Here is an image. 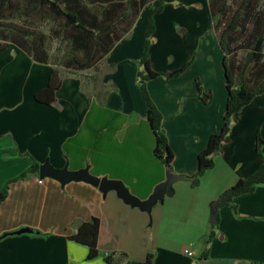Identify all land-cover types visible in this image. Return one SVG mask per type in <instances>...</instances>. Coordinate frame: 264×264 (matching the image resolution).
Returning a JSON list of instances; mask_svg holds the SVG:
<instances>
[{
	"label": "crops",
	"instance_id": "0c3cea01",
	"mask_svg": "<svg viewBox=\"0 0 264 264\" xmlns=\"http://www.w3.org/2000/svg\"><path fill=\"white\" fill-rule=\"evenodd\" d=\"M139 5L144 11L132 24L140 18V25L100 59L101 75H86L88 69L61 73L51 105L37 102L33 94L46 85L54 65L34 61L11 43L0 50V189L12 179L0 203V235L24 226L32 230L0 238V264H106V255L124 264L143 261L148 253L152 264H264V183L219 208L215 202L264 157V143L256 149L257 136L264 141V92L235 113L229 140L221 143L214 166L197 185L168 176L152 153L154 137L136 81L148 9L162 7L154 14L149 48L151 67L160 75L146 87L162 114L173 174H193L198 153L222 126L227 98L222 51L209 0ZM188 60L177 77L165 78ZM197 79L204 92H211L208 102L199 95ZM45 161L72 170L88 166L94 175L121 180L141 200L173 179L170 193L148 211L113 189L41 178L39 168L15 178L33 162ZM92 217L99 219V253L88 258V247L70 235Z\"/></svg>",
	"mask_w": 264,
	"mask_h": 264
},
{
	"label": "trees",
	"instance_id": "16d2710c",
	"mask_svg": "<svg viewBox=\"0 0 264 264\" xmlns=\"http://www.w3.org/2000/svg\"><path fill=\"white\" fill-rule=\"evenodd\" d=\"M35 4L34 8L40 9L45 7L53 17L57 18L62 23L63 32L65 33L67 43L70 47L69 59L65 62L67 68L81 71L91 67H95L96 63L111 49L114 43L126 33L120 30V24L134 21L137 17L141 3H135V0H89L91 3L104 4V8L98 11L91 8L85 3V0H29ZM211 6L210 12L214 23V28L217 34L220 49L222 51V66L224 67V79L227 89L226 106L223 113V123L218 132L211 133L208 137L206 146L198 153L197 169L191 174H173L171 169V161L173 159V151L169 145L168 138L164 129L161 126L162 114L155 102L149 95L146 87V82L160 74L152 69L150 64L149 48L152 43V34L156 26L154 14L160 12L162 7L149 8L144 29V44L141 56L138 60V69L136 72V81L140 92L146 103L147 121L151 128L154 137V146L152 149L153 155L162 161L168 169V176L173 175V178L189 179L194 185L200 181V176L204 172L214 166V157L221 151V143L228 141L232 124L235 121V113L241 110L248 104L252 98L264 92V65L261 63L262 51L256 50L258 44L248 49L242 64H235L233 57L230 54L233 49V44L237 37L245 31L243 20L247 16L249 9L248 1L242 0L236 12L232 16L231 22L227 23L223 28L220 27V19H215V9L225 11V0H209ZM9 7V0H2L1 6ZM245 9V10H244ZM242 10V11H241ZM245 13V15L243 14ZM242 20V22H240ZM240 28L238 30V26ZM237 34H234L236 33ZM234 34V35H233ZM263 39V35L258 36ZM9 41V42H8ZM7 43L14 44L18 48L25 51L34 61L43 64H51L49 55L46 52L43 41H40L35 36H31L24 32H17L13 37L7 39V36L0 37V50ZM192 60H188L179 67L171 70L165 75V78L177 77L183 72ZM52 65V64H51ZM251 67H258L256 75L258 78L250 81V75L247 70ZM61 77L56 67H52L46 85L39 88L33 94L34 100L37 102L51 105L55 101V90L60 86ZM199 95L204 102H208L211 98V92H204L200 81L197 79ZM264 141L257 136L256 149L259 150ZM65 147V146H64ZM39 164H33L20 173L15 178H22L28 173L37 172ZM12 179L8 180L0 189V203L7 193L8 184ZM264 183V157L259 166L247 177L240 178L228 188L224 189L216 198V208L229 204L232 198L236 195L252 192L254 189ZM218 220V216L216 217ZM99 231V219L92 217L90 220L82 222L78 225L70 239L82 243L88 247L87 257L92 258L98 255L99 249L97 246V238ZM212 234L209 235V238ZM152 254L148 253L145 260L137 261L127 259L124 264H152ZM106 264H117L112 259L111 255L105 256ZM253 264V263H250Z\"/></svg>",
	"mask_w": 264,
	"mask_h": 264
},
{
	"label": "rangeland",
	"instance_id": "374dc122",
	"mask_svg": "<svg viewBox=\"0 0 264 264\" xmlns=\"http://www.w3.org/2000/svg\"><path fill=\"white\" fill-rule=\"evenodd\" d=\"M9 1L11 2V6L3 8L2 5V9H0V37L6 35L7 39H10V37H13L17 32H24L37 37L38 40L43 41V46L49 55V60L51 64L58 69L59 74L71 73L73 68H67L65 64L69 59L70 47L67 43L65 33L63 32L61 21L53 17L45 7H41L40 9L34 8V5L37 4L33 1ZM241 1L242 0H225V11L220 8L213 10L215 19H220V29L231 22L233 14L236 12L237 8L240 7L239 4ZM1 2L2 0H0V3ZM85 3L98 11H101L105 6L104 4L101 5V2L91 3L89 0H85ZM248 5L249 9L247 10V16L242 23L243 26L245 25V31L241 33L234 42V47L232 49L234 51L231 52L230 57H233L235 64H242L248 49L258 44V50L262 51L261 63L264 65V38H258L260 34L264 36V0H249ZM142 11L144 10L139 9L137 17H140ZM243 14L245 15L244 12ZM125 21L129 22L130 19ZM128 22L121 23L119 27L120 30L123 32L126 30V32L133 30L136 26L140 25V18L137 19L135 24L131 22V24L129 23L128 25ZM240 22H242V20ZM240 27L239 24L238 30ZM234 34H237V31ZM156 39L157 38H155V40ZM7 44L9 45V43ZM102 65L103 62L100 60L95 67L91 69L88 68V70H84L83 72H85L86 75L93 73L96 77H99L104 71ZM257 70L258 67H251L247 70L246 73L250 75V81L253 78H258V75H256ZM87 162L88 164L91 163L90 156L87 158ZM201 177L202 176H200V179Z\"/></svg>",
	"mask_w": 264,
	"mask_h": 264
},
{
	"label": "water",
	"instance_id": "95a60500",
	"mask_svg": "<svg viewBox=\"0 0 264 264\" xmlns=\"http://www.w3.org/2000/svg\"><path fill=\"white\" fill-rule=\"evenodd\" d=\"M258 48L256 47V50ZM224 71V67H223ZM39 176L42 177H52L59 180L62 184L67 183L69 181H85L93 184L94 186H98L102 191L106 192L110 189H113L117 192L118 196L122 197L124 201L137 205L142 209L150 210L152 205L156 203L157 200L161 199L162 194L170 193V183L173 178L169 177L166 182L157 185L154 189L153 194H151L147 199L141 200L130 193L125 184L115 178H109L107 176H98L94 175L89 171L88 166L83 168H79L76 170L68 169L67 164L63 168H55L48 161L39 165ZM215 218H212L210 221L212 223L217 222V212L215 213ZM32 230L28 227H21L19 229L4 232L0 235V238L13 235V234H22L29 233Z\"/></svg>",
	"mask_w": 264,
	"mask_h": 264
},
{
	"label": "built area",
	"instance_id": "2783aa9c",
	"mask_svg": "<svg viewBox=\"0 0 264 264\" xmlns=\"http://www.w3.org/2000/svg\"><path fill=\"white\" fill-rule=\"evenodd\" d=\"M40 181H41V180H40ZM184 251H185V253H186V254H188L189 256H191V255H192V252H191L190 250H188V249H185Z\"/></svg>",
	"mask_w": 264,
	"mask_h": 264
}]
</instances>
